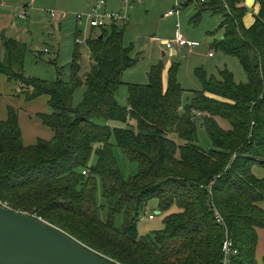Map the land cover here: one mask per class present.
<instances>
[{"label":"trees","instance_id":"16d2710c","mask_svg":"<svg viewBox=\"0 0 264 264\" xmlns=\"http://www.w3.org/2000/svg\"><path fill=\"white\" fill-rule=\"evenodd\" d=\"M199 2L193 19L205 11L222 16L223 34L212 49L237 58L248 80L237 82L227 67L217 76L197 67L202 89L187 102L180 63L170 67L165 87L161 62L147 84L126 83L127 105L120 103L123 75L139 61L125 45L126 23L93 28L100 31L89 41L91 71L81 73L77 51L69 82L26 76V44L3 36L0 74L17 82L27 101L49 97L50 113L37 116L55 136L26 144L20 112L8 105L0 120V202L46 220L118 264H223L225 227L238 250L231 264L258 263L264 178L253 168L264 167V0L250 27L243 0ZM84 83V99L74 106L75 89ZM199 119L213 142L210 150L198 144ZM119 123L126 126H113ZM117 147L138 164L136 175H124ZM153 200L162 212L178 211L166 216L165 228L142 235L138 222Z\"/></svg>","mask_w":264,"mask_h":264},{"label":"rangeland","instance_id":"374dc122","mask_svg":"<svg viewBox=\"0 0 264 264\" xmlns=\"http://www.w3.org/2000/svg\"><path fill=\"white\" fill-rule=\"evenodd\" d=\"M7 1L15 4V7L18 8L17 14H20L24 2H29L30 0ZM36 1L37 3L34 5L37 9V14H28L31 17L30 21L26 22V25H29L30 28L28 29L27 27L24 30L25 35L23 36L27 45L25 75L49 81L60 77L69 82L72 74L70 65L77 51L81 57V73H89L93 64L89 41L91 36L93 34L94 36L97 35L100 30L97 29L91 34L92 27L86 17L84 20H78L77 15L83 14L86 16L91 12L97 0ZM114 1L118 4L121 0ZM181 2L183 0L130 1L128 11L130 19L126 26L125 43L133 47V56L139 57V61L134 67L126 70L123 75L125 85L121 87L118 94V100L121 104L127 105L128 90L126 83L147 84L151 68L161 62L165 67L170 60L173 63H180L178 80L186 90L185 102H187L188 97H193L195 91L202 89V84L195 74L197 67H204L209 74L216 76L219 68L227 67L234 73L237 82H247V73L237 58L212 49L215 39L220 38L223 34L222 30L219 29L222 16L205 11L202 13L200 20L195 21L193 19L197 15L195 2L188 5L184 4L179 29L187 39L199 41L201 45L194 52H188L187 47L183 52H181L183 50L181 49L177 57H172V50L176 49V47L168 50L167 46L162 44V40L167 39V42H169L175 38L177 20L167 15L170 10L175 9ZM117 7L119 8L120 4ZM4 12L10 13L13 17H18L14 6ZM51 12L66 14L62 18L63 21L61 23L63 22V24L61 26H57L60 21L56 23L50 17ZM81 33L82 35H80ZM77 36L83 39L82 43H77ZM153 37H156V41H154ZM164 51L166 54H164ZM210 52L214 53L215 57H210ZM15 83L14 81L10 84L4 76L0 75V120L7 118L8 105H12L20 112V123L26 144H36L39 138L52 139L55 136V132L52 128L44 125L37 116L39 112L50 113L49 97L42 96L37 100L27 101L24 95L18 93L17 85L19 84ZM86 91L87 85L85 83L75 89L73 95L74 106H78L83 101ZM220 124L226 129L231 128L230 123L226 120L221 119ZM115 125L126 126L124 123L113 124V126ZM198 137V144L202 148L205 150L214 148L213 142L200 119L198 120ZM116 156L119 166L127 178L138 173V164L130 162L119 147L116 148ZM95 158H93V162ZM253 172L256 176L264 178V167L255 165ZM99 199L103 200L102 183H99ZM262 205L264 207V202ZM158 206L157 200H153L149 204L147 212L138 222L140 234L146 235L154 230L165 228L166 216L178 211V207L174 206L171 210L162 212L158 209ZM103 218H106V214L103 215ZM124 220V215H120L116 220V225L122 227ZM256 257L259 264H264V229L260 230Z\"/></svg>","mask_w":264,"mask_h":264},{"label":"water","instance_id":"95a60500","mask_svg":"<svg viewBox=\"0 0 264 264\" xmlns=\"http://www.w3.org/2000/svg\"><path fill=\"white\" fill-rule=\"evenodd\" d=\"M0 264L118 263L46 220L0 202Z\"/></svg>","mask_w":264,"mask_h":264},{"label":"built area","instance_id":"2783aa9c","mask_svg":"<svg viewBox=\"0 0 264 264\" xmlns=\"http://www.w3.org/2000/svg\"><path fill=\"white\" fill-rule=\"evenodd\" d=\"M202 2L206 0H201ZM108 0H97L96 4L93 5L92 10L90 13H88L86 16L83 14H78L77 18L78 20H84L86 17V20L88 21L89 25L92 28H101V27H106L109 25H112L114 23H127L130 19L129 15V0H124L125 6L120 10V11H108L106 10V5H107ZM184 2H181L175 9H172L168 12V15L170 17H175L177 18V32L175 35V38L169 42H167L166 46L168 49H172L174 47H187L193 49L194 47L197 46V42L189 40L185 37L180 32V17L182 13V8L184 7ZM194 2V0H193ZM34 4V0H30L29 3L23 5V11L20 13V17L22 19L27 18L30 7ZM196 6L199 5V1H195ZM52 18L59 20L62 19L66 16V14H60L57 12H51ZM77 43H81L83 39H81L79 36H77ZM210 56L213 57L214 53L210 52ZM84 174L87 173V171H83ZM216 220L218 223H221L224 225V219L222 216L219 214L218 211H216ZM225 229V240L222 245V252H223V264H231L232 258L238 253V250L235 247L234 241L231 238L229 234V230L227 227Z\"/></svg>","mask_w":264,"mask_h":264},{"label":"crops","instance_id":"0c3cea01","mask_svg":"<svg viewBox=\"0 0 264 264\" xmlns=\"http://www.w3.org/2000/svg\"><path fill=\"white\" fill-rule=\"evenodd\" d=\"M109 1L110 0H108L107 5H106V10H108V11H110V10L115 11L114 9H118L119 10V9H122L121 8L122 6L123 7L125 6L124 0H121L118 3V4H120V7L119 8L117 7L118 4H116L117 3L116 1L111 0L110 3H109ZM130 1L131 0H129V3H128L129 6H130ZM189 1L190 0H185L184 4L185 5H188ZM195 1L196 0H194V2ZM198 1H201V0H198ZM8 2L9 1H7V0H0V59L1 60L5 57V54H6V48L4 47V43H3V36H5L7 38H13V39H16L17 41H20L22 43H25V40L23 39V36L25 35L24 34V30L27 27H28V29L30 28L29 25H26V22L30 21V17L31 16H27V18L22 19L20 17V14H17L18 13V8L15 7L16 5L15 4H12L10 2L8 4ZM27 3H29V2H24V5L27 4ZM36 3H37V1L34 0V4L35 5H36ZM199 3H201V2H199ZM34 4L32 5V7H30L29 15H32V14L33 15H36L37 14V9L35 8V5ZM243 4L246 5V6H248L250 8V11L247 13V15L244 18L245 26L246 27H250L255 22V16L258 14V12L260 10V4H259L258 0H243ZM13 6H14V9H15V13H16V15L18 17H13L10 13L8 14V12H4V11H7V9L12 8ZM195 8L197 9V6ZM118 10H116V11H118ZM128 10H129V8H128ZM22 11H23V9L21 10V12ZM167 16L170 17L169 15H167ZM50 17L52 18L51 15H50ZM171 18H175V17H171ZM52 19H54V18H52ZM54 20L56 21V23H59V21H60V23L57 24V26H61V24H63V22L61 23V21H63V19H59V20L54 19ZM176 20H177V18H176ZM118 24H120V23H118ZM80 32H82V31H80ZM92 32H93V28H92L91 34H92ZM82 33L80 35H82ZM153 39H154V41H156V37H153ZM167 41H168L167 39H163L162 40V44L164 46H166ZM195 42H197V46L194 47L193 49L188 48V52H194L196 50V48H198L201 45V43L199 41H195ZM125 45H127V44L125 43ZM127 46H129V45H127ZM26 47H27V45H26ZM212 48H213V46H212ZM181 49H183V50L181 51ZM184 49H187V48L186 47H183V48L176 47V49L174 48L173 50L172 49H168V50H172V54H171L172 57H177L178 54H179V52L180 51L183 52ZM164 54H166L165 51H164ZM172 64H173V61L170 60L167 63V66H165L164 67V70H163V83H164V86L165 87L167 86V83H168L169 69L172 66ZM0 75L4 76L7 79V77L5 75H3V74H0ZM8 82L10 84H12V82H14V81H9L8 80ZM17 89H18V92H19L20 91L19 85H17ZM189 98L190 97H188V99ZM35 100H37V99H35ZM23 134H24V132H23ZM260 230L261 229H259V234H260ZM257 264H259V263H257Z\"/></svg>","mask_w":264,"mask_h":264}]
</instances>
